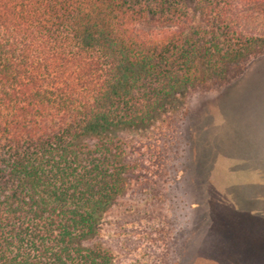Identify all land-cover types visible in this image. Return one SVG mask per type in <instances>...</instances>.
<instances>
[{
    "label": "trees",
    "instance_id": "obj_1",
    "mask_svg": "<svg viewBox=\"0 0 264 264\" xmlns=\"http://www.w3.org/2000/svg\"><path fill=\"white\" fill-rule=\"evenodd\" d=\"M263 57L264 0H0V264H117L121 135Z\"/></svg>",
    "mask_w": 264,
    "mask_h": 264
},
{
    "label": "rangeland",
    "instance_id": "obj_2",
    "mask_svg": "<svg viewBox=\"0 0 264 264\" xmlns=\"http://www.w3.org/2000/svg\"><path fill=\"white\" fill-rule=\"evenodd\" d=\"M121 138L133 170L97 239L117 264H264V57Z\"/></svg>",
    "mask_w": 264,
    "mask_h": 264
}]
</instances>
